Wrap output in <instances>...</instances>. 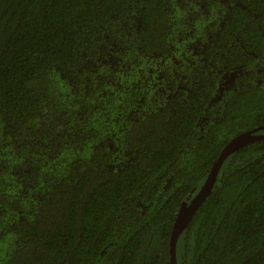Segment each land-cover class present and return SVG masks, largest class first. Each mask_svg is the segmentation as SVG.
Returning <instances> with one entry per match:
<instances>
[{"label": "trees", "instance_id": "1", "mask_svg": "<svg viewBox=\"0 0 264 264\" xmlns=\"http://www.w3.org/2000/svg\"><path fill=\"white\" fill-rule=\"evenodd\" d=\"M186 27L176 95L141 107ZM262 124L264 0H0V264H170L181 202ZM218 178L177 264H264V140Z\"/></svg>", "mask_w": 264, "mask_h": 264}, {"label": "rangeland", "instance_id": "2", "mask_svg": "<svg viewBox=\"0 0 264 264\" xmlns=\"http://www.w3.org/2000/svg\"><path fill=\"white\" fill-rule=\"evenodd\" d=\"M191 22V21H190ZM184 32L178 34L180 40H186L182 51L176 52L175 58H159L152 61H145L142 67L136 69L138 75V84L141 88L139 101L141 107H147L151 101L163 102L177 93L178 85L183 81V71L186 68V60L189 63L193 61L196 55H193L198 48H201L198 38H191L190 28H184ZM193 32V30H192ZM110 53L101 58L100 65L107 66L112 64ZM184 66V68L181 66Z\"/></svg>", "mask_w": 264, "mask_h": 264}, {"label": "water", "instance_id": "3", "mask_svg": "<svg viewBox=\"0 0 264 264\" xmlns=\"http://www.w3.org/2000/svg\"><path fill=\"white\" fill-rule=\"evenodd\" d=\"M256 140H264V124L245 130L233 136L222 148L212 168L208 171L199 188L191 198L181 202L176 211L169 239L170 264H177L176 244L181 233L186 229L193 215L212 193L214 185L218 182V174L226 158L236 149Z\"/></svg>", "mask_w": 264, "mask_h": 264}]
</instances>
